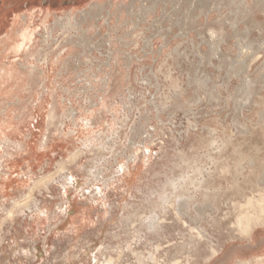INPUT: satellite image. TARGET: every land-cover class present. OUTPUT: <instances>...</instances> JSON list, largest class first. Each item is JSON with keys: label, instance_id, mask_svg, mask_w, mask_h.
<instances>
[{"label": "rangeland", "instance_id": "1", "mask_svg": "<svg viewBox=\"0 0 264 264\" xmlns=\"http://www.w3.org/2000/svg\"><path fill=\"white\" fill-rule=\"evenodd\" d=\"M6 65L0 264H264V0H0Z\"/></svg>", "mask_w": 264, "mask_h": 264}, {"label": "bare ground", "instance_id": "2", "mask_svg": "<svg viewBox=\"0 0 264 264\" xmlns=\"http://www.w3.org/2000/svg\"><path fill=\"white\" fill-rule=\"evenodd\" d=\"M25 40H26V39H25ZM24 42H25V41H24ZM3 65H4V64H3ZM5 67H6V69H4ZM5 67L3 68L4 71H2V72L0 73V80L3 81L5 78H6V79L8 78L9 81L12 82L13 80H11L10 78L15 77V79L18 80V81L21 79V77L19 76V77H20V78H19L18 75L16 74L17 72H15V75H14L13 72H11V69H8V70H7V67H8L7 65H6ZM0 70H1V69H0ZM2 75H3V76H2ZM22 77H23V76H22ZM22 79H23V78H22ZM22 79H21V80H22ZM21 80H20V82H21ZM23 80H24V79H23ZM14 81H15V80H14ZM14 81H13V82H14ZM4 82H5V81H3V83H4ZM18 84H19V86H20L21 83H18ZM18 88H19V87H18ZM6 89H8V88L6 87ZM0 90L2 91V89H0ZM13 90H14V89H13ZM3 92H4V91H3ZM6 93H7V92H6ZM13 93H14V92H13ZM16 93H17V92H16ZM3 95H4V94H3ZM16 95H17V94H16ZM14 97H15V96H14ZM51 115H52V114H51ZM38 182H39V181H38ZM35 184H36V183H35ZM255 199H256V198H255ZM260 199H262V198H260ZM24 202H25V201H24ZM261 202H264V201L262 200ZM14 203H15V202H14ZM16 203H17V202H16ZM19 204H20V202H19ZM247 205L255 206V205L253 204V201H252L251 199L248 200ZM16 207H17V206H16ZM14 208H15V207H14ZM14 208H13V210H14ZM247 208H248V207H247ZM262 212H263V210H262ZM263 213H264V212H263ZM258 214H259V213H258ZM245 216H246V215H245ZM257 218H258V217H257ZM250 221H251V219H248V220H247V223H246V225H245V226H246L245 228H247L248 225H250ZM251 222H253V221H251ZM258 223H259V222H258ZM239 224H241V223H239ZM250 229H251V228H250ZM241 230H242V229H241Z\"/></svg>", "mask_w": 264, "mask_h": 264}]
</instances>
